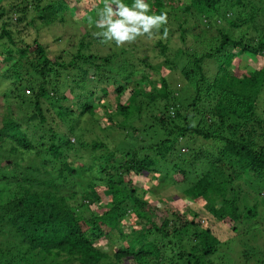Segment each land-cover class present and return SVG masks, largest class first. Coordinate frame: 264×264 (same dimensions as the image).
I'll return each mask as SVG.
<instances>
[{
  "label": "trees",
  "instance_id": "16d2710c",
  "mask_svg": "<svg viewBox=\"0 0 264 264\" xmlns=\"http://www.w3.org/2000/svg\"><path fill=\"white\" fill-rule=\"evenodd\" d=\"M104 2L0 0V264H228L235 244L264 264V0H145L168 23L120 47L94 35ZM80 4L95 23L60 49ZM145 175L194 206L162 209Z\"/></svg>",
  "mask_w": 264,
  "mask_h": 264
},
{
  "label": "rangeland",
  "instance_id": "374dc122",
  "mask_svg": "<svg viewBox=\"0 0 264 264\" xmlns=\"http://www.w3.org/2000/svg\"><path fill=\"white\" fill-rule=\"evenodd\" d=\"M76 4H73V6L75 7ZM76 10V17L75 16V12L73 15V21L70 25L65 26L64 31L65 34H63L64 36V41L63 44L60 45V49L61 48H75V44L79 42V39L82 36V33H84V29L81 27L84 26H89L92 27L93 24L95 23V19H92L93 17V13H89V14H85L84 9L88 8V4H80L79 7H77ZM22 30V28H20V31ZM83 30V31H82ZM63 31V32H64ZM47 32L50 36H53L56 33L55 29H52V27H48ZM50 38V37H49ZM75 43V44H74ZM128 44V43H127ZM200 46L198 47L199 50ZM71 54H67V56H70ZM257 60H255L256 62ZM249 62L252 63V59H249ZM255 64V63H254ZM253 66V63L251 64ZM144 71V69H143ZM162 72L164 73V75H167L168 72L167 70L164 71L162 70ZM142 72L138 71V74H140ZM6 86V84L0 82V88H4ZM132 89V87H130L128 89V91H130ZM112 94L111 96V101H107V105H109L111 103V106H106L109 108V113H112L116 108V105L119 102V99H117V96L115 91H111ZM126 100V98L124 99ZM109 103V104H108ZM80 114V113H79ZM103 116V115H102ZM124 118L119 117V121H123ZM103 123H105L106 126H108L109 122L107 121V117H105V120L102 121ZM88 125V124H87ZM105 127V126H103ZM95 132L92 134V137L95 138L96 135H98L96 138L104 141L106 144H108L109 146H111L110 148H113L115 144H118L117 141L120 139H123L126 136V132H123L120 128H116V127H111L109 128H105L102 129V127L97 128L96 130H94ZM125 131V130H124ZM103 139V140H102ZM8 163V161L6 162ZM5 163V164H6ZM178 179V178H177ZM155 179H154V175L153 177L151 175H145V177H140L138 178L136 176L135 178V184L136 187L139 188V190L142 189V187H146L148 189H154L156 190L157 193H160L162 195V200H157V203L159 202L160 207L162 209H166L167 207H169L170 205H174L175 207H178L184 211H188V209H190V206H194V203H192V201H186L184 199H182L183 195L181 194V190L179 188H177V190H175V186H173L170 182V180H166L160 184L155 185L154 184ZM170 186H169V185ZM146 199H151L149 198L150 196L147 195L145 196ZM168 198V201H167ZM79 201V200H78ZM171 207V206H170ZM199 210V209H197ZM163 215V213H162ZM205 219V217H203ZM261 219V218H260ZM130 223V220H128ZM129 227V226H128ZM133 228H135V224L133 225ZM215 232L218 234L219 237L221 238H228L230 236H235L236 234H233V232L230 231V229H221L219 230L217 227L214 228ZM101 244L102 247H105V250H108L109 247ZM257 245L258 247H260L261 251L264 249V240L259 239L257 242H255L253 245ZM122 245V243H121ZM120 246V243L118 242L117 244V248ZM235 252L233 253L236 254L235 258L232 257V255L230 254V256L228 255L227 257H230V260L227 258L226 262H228V264H260L261 263V255H256L254 253H251V251L247 252L246 249L244 248V246H242V244H235ZM116 248V247H114ZM114 250L113 247H111L110 251ZM232 250V248H231ZM264 251V250H263ZM238 254V255H237Z\"/></svg>",
  "mask_w": 264,
  "mask_h": 264
},
{
  "label": "clouds",
  "instance_id": "9594fccd",
  "mask_svg": "<svg viewBox=\"0 0 264 264\" xmlns=\"http://www.w3.org/2000/svg\"><path fill=\"white\" fill-rule=\"evenodd\" d=\"M150 5L145 0H134L130 8L121 0H105L104 8L98 13L99 19L96 27L100 31L95 32L101 43L115 42L117 47L134 42L137 37L147 36L152 39L158 36L163 25L168 23L167 12L159 15H148ZM155 29V32L153 31ZM168 29L164 28L160 39H166Z\"/></svg>",
  "mask_w": 264,
  "mask_h": 264
}]
</instances>
